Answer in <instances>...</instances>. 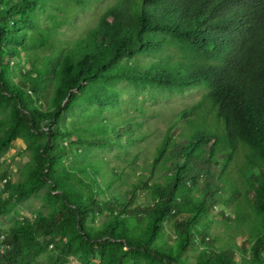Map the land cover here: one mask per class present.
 <instances>
[{
    "label": "trees",
    "instance_id": "16d2710c",
    "mask_svg": "<svg viewBox=\"0 0 264 264\" xmlns=\"http://www.w3.org/2000/svg\"><path fill=\"white\" fill-rule=\"evenodd\" d=\"M19 138L0 216L52 208L0 264H264V0H0V156Z\"/></svg>",
    "mask_w": 264,
    "mask_h": 264
},
{
    "label": "rangeland",
    "instance_id": "374dc122",
    "mask_svg": "<svg viewBox=\"0 0 264 264\" xmlns=\"http://www.w3.org/2000/svg\"><path fill=\"white\" fill-rule=\"evenodd\" d=\"M56 12V11H55ZM58 13V12H56ZM46 15H44L45 19ZM81 21H74L73 25H79ZM66 33L70 35H75L77 28L64 25L62 27ZM22 63L18 64L20 66ZM199 91L196 89L188 88L184 92H174L171 94L157 95L156 105L160 104H170L179 106L188 100H192L198 96ZM128 96V95H126ZM145 102L151 104L153 102V97L145 93ZM158 103V104H157ZM92 153L98 156H103L107 158H114L117 151L115 149H96L92 150ZM32 155L28 147V143L19 138L11 145V147L0 156V196H6L4 188L8 181L20 182L24 180L23 170L25 166L31 161ZM3 175H7L4 177ZM45 190H41L38 194L31 196L25 201L16 203L10 212L0 216V230L8 233L9 230L19 221L34 220L41 215H47L51 211V206L44 198ZM139 204L149 205L152 204V197L150 191L143 189L139 192L138 198ZM221 206H218L219 212ZM230 209L227 208V211ZM8 247L4 243V236L0 237V252H5ZM58 251L55 249L53 244H50L43 253L37 258L34 264H42L44 262L54 261L57 258ZM63 264H86L78 256L71 255L67 258L66 262ZM89 264H102L99 256H94L91 263Z\"/></svg>",
    "mask_w": 264,
    "mask_h": 264
}]
</instances>
